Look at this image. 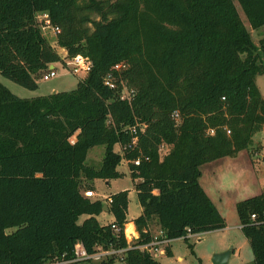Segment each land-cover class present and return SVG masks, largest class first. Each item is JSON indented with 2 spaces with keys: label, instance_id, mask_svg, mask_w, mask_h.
I'll return each mask as SVG.
<instances>
[{
  "label": "trees",
  "instance_id": "16d2710c",
  "mask_svg": "<svg viewBox=\"0 0 264 264\" xmlns=\"http://www.w3.org/2000/svg\"><path fill=\"white\" fill-rule=\"evenodd\" d=\"M236 1L252 30L264 27V0ZM38 13L60 29L64 58L42 35ZM77 55L91 68L71 91L22 99L0 83V264L71 259L77 242L89 255L128 248V191L106 200L83 193L94 180L118 179L123 161L142 208L123 264H160L136 249L153 220L171 241L225 228L200 167L248 150L264 129L256 84L264 36L253 44L233 0H0L3 77L35 90L50 65ZM119 62L126 69L113 72ZM121 83L133 92L129 103ZM96 146L104 147L98 169L85 163ZM235 210L253 264H264V191ZM104 212L112 220L100 223Z\"/></svg>",
  "mask_w": 264,
  "mask_h": 264
},
{
  "label": "rangeland",
  "instance_id": "374dc122",
  "mask_svg": "<svg viewBox=\"0 0 264 264\" xmlns=\"http://www.w3.org/2000/svg\"><path fill=\"white\" fill-rule=\"evenodd\" d=\"M233 3L245 28L251 35L253 44L258 47L260 39L264 36V27L252 30L237 1L233 0ZM41 33L59 56L64 58L66 56L65 50L60 48L56 43L60 29L59 32L54 33L51 28H41ZM262 62L264 64V58H262ZM52 66L55 69L56 75L48 80H43V74L40 75L37 78L38 87L35 90L25 89L3 77L1 74L0 83L15 96L22 99H31L46 96L54 92L71 91L76 88L77 83L82 79V75L74 76L70 74L65 65L63 66L60 63H55L52 64ZM256 84L264 97V75L256 78ZM71 141L73 142L75 139L72 138ZM166 152V147L160 148L161 155H164ZM245 154L246 158H248L247 160L251 163L256 178L251 174H246V171L250 169L248 166L239 165V168H233V170L227 175V177L232 180L233 191L228 192L227 195L222 198L220 203L217 199V194L212 193L210 196L211 200L213 199L215 202V206L217 205L216 207L221 216L224 218L225 228L200 234L199 237L198 235L193 238L189 237L187 238V241H184L183 239L172 240L168 246L171 251V256H167L166 254L154 256L156 261L160 264H212L211 258L214 254H219L231 249L232 251L228 264H253L251 249L240 231L235 205L243 199L258 195L264 191V129L253 136L252 144L249 149L245 151ZM103 155V146L91 148L87 153L85 161L86 165L98 169L101 165ZM208 164L209 163L200 167L202 174L199 178V182L203 188L206 185L205 179L209 177V168H207ZM218 167L224 168L223 165H219ZM117 169L120 174L122 173L118 179L112 181L109 180V184H105V181L97 179L91 184L99 198H104L111 193L120 190L128 191L127 213L128 220H130L132 217L137 216L139 212L138 203L133 190V182L127 172V163L125 161H123ZM222 171H224V169ZM218 173L220 174L221 172ZM224 173L228 172H222V174ZM227 187L230 188L228 185ZM85 191L86 190H83V193H85ZM85 217L86 216H81L79 218V223H81ZM98 220L100 223H103L100 218H98ZM151 230L153 234H156L159 231L156 221L152 222ZM99 263L100 262L97 261L87 260L75 264ZM116 264H120L119 261H117Z\"/></svg>",
  "mask_w": 264,
  "mask_h": 264
},
{
  "label": "built area",
  "instance_id": "2783aa9c",
  "mask_svg": "<svg viewBox=\"0 0 264 264\" xmlns=\"http://www.w3.org/2000/svg\"><path fill=\"white\" fill-rule=\"evenodd\" d=\"M36 21L38 22V26L41 30V28H51V30L54 33L59 32V28L52 26L49 22L48 19V15L46 13H38L36 15ZM52 66V65H50ZM48 67V70L45 74L42 75V79L43 80H48L52 77H54L56 75L55 69L52 67ZM65 66L67 67L68 71L70 72V74L74 75V76H78V75H82V79L83 80L85 78V76L88 74V72L90 71L91 68V62L86 58L83 57L81 55H77L71 59H67L65 60ZM126 69V64L124 62H119L116 63L115 65L112 66V71L113 72H121L124 71ZM111 76V75H109ZM105 85L108 86L109 88L113 87L111 78H106L105 80ZM122 88H121V94H120V98L122 100H127L128 103L130 101V98L133 96V92L132 90L128 89L126 86H124L123 83H121ZM172 119L174 120V122L176 124L179 123V114L177 111L173 112L171 115ZM227 133H229V131H227ZM208 134L212 135L213 134V130H208ZM135 143V139L132 140V144ZM134 165H139V160H135ZM85 197L87 198H93L94 195L91 191H87L84 193ZM108 203L111 202L110 199L107 200ZM252 219H255V215L251 216ZM114 228V226H113ZM117 231V229H116ZM187 234H186V238H193L196 235H192L189 233V230H187ZM124 236L128 245V248H124V249H109V250H103V249H98L95 253L89 255L85 248L83 247V245L80 242H77L74 247H73V257L71 259H55L52 261H49L45 264H75V263H79V262H83V261H87V260H92V261H97V262H101L104 259L110 258V257H114L116 259V261H119L120 264H123V255L124 253L130 248V245L132 243H134L137 239L138 236H134L133 234H130L129 236H127L124 232ZM131 236V237H130ZM171 240L167 239L165 237V235L163 234V232L161 230H159L156 234L151 233L150 235V240L142 245H138L136 246V249H138L141 252H146L148 253L150 256H152L154 258V256H161V255H165L166 249L169 246Z\"/></svg>",
  "mask_w": 264,
  "mask_h": 264
},
{
  "label": "crops",
  "instance_id": "0c3cea01",
  "mask_svg": "<svg viewBox=\"0 0 264 264\" xmlns=\"http://www.w3.org/2000/svg\"><path fill=\"white\" fill-rule=\"evenodd\" d=\"M54 93H56V92H54ZM261 96H262V94H261ZM262 98L264 99L263 96H262ZM114 150L115 151H119V150L121 151V149H120V147L118 145L115 146ZM245 151L246 150L240 151L235 157H231V158L230 157L221 158V159L215 160L213 162H210L208 164L207 168H209V173H208L209 177L205 179V181H206L205 187L204 188L202 186L201 187L203 188V190L205 191V193L208 195L209 198H210V196H211L212 193H215V194H217V196H218L217 199H218V201L220 203L222 201V198L224 196H226L228 192L233 191L234 188L232 187V185H233L232 180L229 179L227 177V175L233 170V168H235V167H238L239 168V165L240 166L245 165L246 167L248 166L250 169L248 171H246L247 172L246 174H248V175L251 174V175H253L255 177V175L253 173V168L251 166V163H250L249 160H247L248 158H246V156H245L246 155L245 154ZM219 165H223L224 168H219L218 167ZM223 169H224V171H226L228 173L222 174V172H224V171H222ZM216 171L221 172V173L219 174ZM127 172L129 174L128 167H127ZM200 172H201V170H200ZM201 174H202V172H201ZM134 182H133V184H134ZM105 184H109V181H105ZM227 185L230 188H228ZM120 191H124V190H120ZM91 192L93 193L94 197L93 198H90V199H96L97 198V199H101V200H106V198L108 197V196H106L104 198H99L98 195L96 194V192L94 190H91ZM117 192H119V191H117ZM117 192H115V193H117ZM134 193H135V196H136V191L135 190H134ZM111 194H114V193H111ZM136 200H137V196H136ZM211 201L215 205V202L213 201V199ZM137 203H138V200H137ZM138 207H139L138 215L132 217L129 220V222L124 226V232H125V234H126L127 227L128 226H131L132 232L130 234H133L134 236H138V234L136 232V229H135V226H134V223H133L134 218L138 217L142 213V208L139 205V203H138ZM98 218H100L104 223L110 222L112 220V217L109 214H107L106 212H104V213L100 214L99 216H97V220H98ZM127 219H128V213H127ZM152 222H155V221L153 220ZM151 224L152 223L149 224V231L152 233ZM130 234H126V235L129 236ZM198 237H199V235H198Z\"/></svg>",
  "mask_w": 264,
  "mask_h": 264
},
{
  "label": "water",
  "instance_id": "95a60500",
  "mask_svg": "<svg viewBox=\"0 0 264 264\" xmlns=\"http://www.w3.org/2000/svg\"><path fill=\"white\" fill-rule=\"evenodd\" d=\"M52 67V66H50ZM108 78H111V76H108ZM107 210V206L104 205L103 206V211H106ZM231 249L225 251V252H222V253H219V254H214L211 258V263L212 264H228V260H229V257L231 255Z\"/></svg>",
  "mask_w": 264,
  "mask_h": 264
},
{
  "label": "bare ground",
  "instance_id": "6f19581e",
  "mask_svg": "<svg viewBox=\"0 0 264 264\" xmlns=\"http://www.w3.org/2000/svg\"><path fill=\"white\" fill-rule=\"evenodd\" d=\"M131 232H132L131 226H128L127 229H126V234H130Z\"/></svg>",
  "mask_w": 264,
  "mask_h": 264
}]
</instances>
